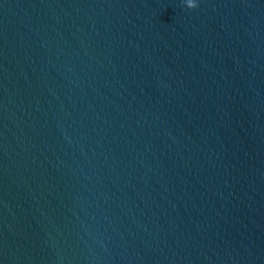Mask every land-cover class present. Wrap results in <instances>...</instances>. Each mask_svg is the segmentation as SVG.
<instances>
[{
	"label": "water",
	"instance_id": "obj_1",
	"mask_svg": "<svg viewBox=\"0 0 264 264\" xmlns=\"http://www.w3.org/2000/svg\"><path fill=\"white\" fill-rule=\"evenodd\" d=\"M0 264H264V0H0Z\"/></svg>",
	"mask_w": 264,
	"mask_h": 264
},
{
	"label": "clouds",
	"instance_id": "obj_2",
	"mask_svg": "<svg viewBox=\"0 0 264 264\" xmlns=\"http://www.w3.org/2000/svg\"><path fill=\"white\" fill-rule=\"evenodd\" d=\"M184 3L188 9H195L198 6V0H184Z\"/></svg>",
	"mask_w": 264,
	"mask_h": 264
}]
</instances>
